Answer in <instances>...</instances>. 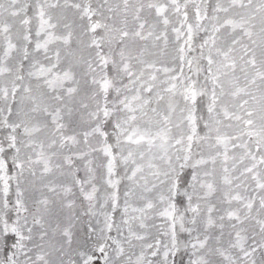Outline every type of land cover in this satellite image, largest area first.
Instances as JSON below:
<instances>
[{"label": "snow or ice", "instance_id": "snow-or-ice-1", "mask_svg": "<svg viewBox=\"0 0 264 264\" xmlns=\"http://www.w3.org/2000/svg\"><path fill=\"white\" fill-rule=\"evenodd\" d=\"M0 264H264V0H0Z\"/></svg>", "mask_w": 264, "mask_h": 264}]
</instances>
